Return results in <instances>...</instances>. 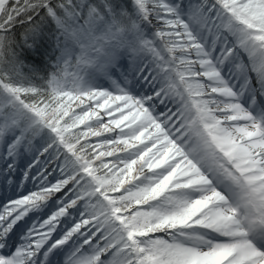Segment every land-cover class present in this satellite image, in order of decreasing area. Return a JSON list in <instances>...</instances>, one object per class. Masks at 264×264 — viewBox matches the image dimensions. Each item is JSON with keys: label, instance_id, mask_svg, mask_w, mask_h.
Masks as SVG:
<instances>
[{"label": "snow or ice", "instance_id": "6c2138e0", "mask_svg": "<svg viewBox=\"0 0 264 264\" xmlns=\"http://www.w3.org/2000/svg\"><path fill=\"white\" fill-rule=\"evenodd\" d=\"M0 264H264V0H0Z\"/></svg>", "mask_w": 264, "mask_h": 264}]
</instances>
